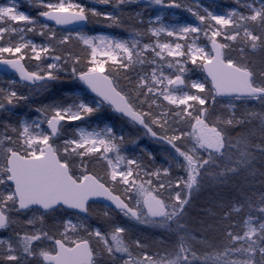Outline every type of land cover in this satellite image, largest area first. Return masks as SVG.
I'll use <instances>...</instances> for the list:
<instances>
[{
    "label": "snow or ice",
    "instance_id": "obj_1",
    "mask_svg": "<svg viewBox=\"0 0 264 264\" xmlns=\"http://www.w3.org/2000/svg\"><path fill=\"white\" fill-rule=\"evenodd\" d=\"M139 2L91 0L112 9L101 12L80 0H35L38 17L58 27L18 11L16 0L0 5V65L19 78L0 79V230L9 232L0 236V264H264V194L248 200L212 252L198 255L182 223L209 165L224 155L226 130L244 122L237 102L264 109V72L249 65L250 53L264 55V0H233L237 7L223 14L198 0H147L194 22L164 24L160 14L145 21L137 12L147 26L126 27L121 9ZM92 23L129 38L85 31ZM197 71L202 79L192 78ZM66 80L70 102L28 105L34 118L11 119L33 93ZM25 86L27 95L18 91ZM101 115L110 118L94 119ZM245 116L264 124V111ZM99 201L108 202L105 229L90 223ZM244 211L234 205L223 218ZM58 212L66 215L46 226ZM114 213L175 241L149 252Z\"/></svg>",
    "mask_w": 264,
    "mask_h": 264
},
{
    "label": "trees",
    "instance_id": "obj_2",
    "mask_svg": "<svg viewBox=\"0 0 264 264\" xmlns=\"http://www.w3.org/2000/svg\"><path fill=\"white\" fill-rule=\"evenodd\" d=\"M24 4L22 7L30 16L38 17L39 8L34 6L35 0H18ZM141 1V0H140ZM81 3L88 4L90 7H95L101 12L112 11L111 8L102 5L91 3V0H80ZM186 2H192L186 0ZM0 3H6V0H0ZM209 10L218 11L224 9L236 8L237 5L233 0H206L203 2ZM244 11L243 9H240ZM121 11L124 13V23L126 27L140 28L147 25H141L137 21L136 13L142 12L143 19L147 21L152 13L139 3H132L125 5ZM22 25V24H21ZM20 26V25H15ZM85 31L92 34L99 32H110L111 34L129 38V33L118 28H106L95 23L89 24ZM37 43L44 42L43 38L29 33L28 34ZM249 65L253 72L259 74L264 72V55L260 53L249 54ZM8 76H0V79L7 81ZM193 79L203 78V74L198 71L193 74ZM29 87H20L18 91L29 94ZM74 85L71 81L66 80L64 83H59L51 86V90L47 92L33 93L27 104H24L14 109V116L11 118L15 122L21 116L31 120L37 114L30 110L28 105L38 106L41 104H48L53 100H65V93L71 92ZM244 103V102H240ZM249 107L237 108L236 115L238 119H244L243 123L228 128L226 130L225 142L226 147L223 156H218L214 163L210 164L207 169V174L202 181L201 189L192 197L190 205L187 207V214L184 216L182 223L186 226L188 233L196 237L191 241L194 250L198 255L205 252H212L217 247L221 246L224 237L225 227L233 222L240 221L244 218L248 211V200L250 199L253 204L258 203L261 194H264V151H261L258 146H264V124L261 123L259 118H252L249 120L247 116L244 117L245 110H253L256 112L264 111L258 101L250 100L247 102ZM221 112L218 106V114ZM224 115H227L224 112ZM5 118V117H0ZM110 117L108 115H101L94 118L97 121H105ZM113 123H118L115 118H111ZM79 123V122H75ZM119 126V125H118ZM145 141V140H144ZM143 143V142H142ZM148 149L154 153H159L158 148L150 145ZM160 149V148H159ZM159 160V156L157 157ZM243 204L245 211L239 215L233 213L230 219H224L225 213H228L234 205ZM96 213L95 218L90 220L94 227L105 229L106 225L102 222V213L105 207L102 205H94ZM31 212L22 214L19 219L24 220L26 216H30ZM66 215L65 213H56L54 216L47 217L46 226L52 227L54 219H59ZM253 215H256L253 212ZM114 222L118 224H125L123 216L119 213H114ZM150 233L144 239L149 245V252H155L161 245L158 243L159 236ZM9 232L0 230V236H8ZM133 236H138L137 233H131ZM153 235V236H152ZM142 238V237H141ZM165 242H174L175 236L165 232L162 237ZM200 241H205L201 243ZM156 244V245H155ZM106 255V254H105Z\"/></svg>",
    "mask_w": 264,
    "mask_h": 264
},
{
    "label": "rangeland",
    "instance_id": "obj_3",
    "mask_svg": "<svg viewBox=\"0 0 264 264\" xmlns=\"http://www.w3.org/2000/svg\"><path fill=\"white\" fill-rule=\"evenodd\" d=\"M7 2H9V0H6V3ZM16 2L19 5L18 11L24 12L25 14L29 15L22 8L24 6V4L20 3L18 0H16ZM0 5H2V3H0ZM200 5H201L202 8H207L203 4H200ZM144 8H147L152 13L151 18H153V19H155V16L158 15V14L162 15V17H163V23L164 24H175V23L183 24V23H186V22L187 23L194 22V18L190 15V13H188L187 11H184L183 9H162L160 6H155V5H153L151 7H149L148 5H145ZM226 10H229V9L218 10V11H214V12H216L218 14H223ZM39 20L41 22H43L42 17ZM11 23L13 24V26L17 25V22H11ZM20 24H22V22H20ZM99 33L111 34L110 32H107V31L99 32ZM111 35H113V34H111ZM26 39L33 40V38H31L28 34L26 36ZM33 41L35 43H37L35 40H33ZM42 43H44V42H42ZM37 44H41V43H37ZM192 77H193V75H192ZM7 78H8V80L9 79H16V80H18L14 76L13 77L8 76ZM238 107L239 108H242V107L245 108V107H249V105L247 103H240L238 101L237 102V108ZM142 142H143V145L146 146L147 148L150 145H153L154 147L158 148L159 152L161 151V147L162 146L155 144L151 140L145 139V141L143 140ZM129 151L131 152L133 150L131 148H129ZM159 159H160V157H159ZM124 220H125V224L124 225L127 226V227H129L131 233H137L138 232V236H140V237H142V238L145 239L146 236H148L150 233L153 234V232L155 231L156 232L155 234H157L159 236V238H160L159 240H163V238H161V237L165 233V231H163L161 229H158V228H155V227H152V226H146V225H139V224H135V223H130L126 218H124Z\"/></svg>",
    "mask_w": 264,
    "mask_h": 264
},
{
    "label": "water",
    "instance_id": "obj_4",
    "mask_svg": "<svg viewBox=\"0 0 264 264\" xmlns=\"http://www.w3.org/2000/svg\"><path fill=\"white\" fill-rule=\"evenodd\" d=\"M192 1L197 2V0H192ZM203 1H205V0H198V3H201ZM140 3L143 4V5H146L147 4V0H141ZM42 20H43V22H47L51 26L58 27V26H55L54 23L51 22V21H45L44 18H42ZM67 27L71 28L72 26H67ZM5 74L15 75L12 69L7 68V66L0 65V75H5ZM107 203L108 202H106V201H99L96 204H101V205L105 206V204H107Z\"/></svg>",
    "mask_w": 264,
    "mask_h": 264
}]
</instances>
